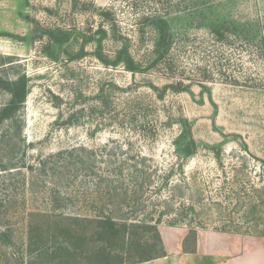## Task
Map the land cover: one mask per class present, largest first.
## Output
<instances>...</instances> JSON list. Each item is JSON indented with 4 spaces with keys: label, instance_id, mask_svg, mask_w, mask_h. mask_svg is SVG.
<instances>
[{
    "label": "rangeland",
    "instance_id": "374dc122",
    "mask_svg": "<svg viewBox=\"0 0 264 264\" xmlns=\"http://www.w3.org/2000/svg\"><path fill=\"white\" fill-rule=\"evenodd\" d=\"M218 1L225 4L221 10L226 19L221 22L228 23L213 29L200 17H180L193 5L190 0H0V76L25 74L29 80L17 155L35 165L33 171L10 173L0 167V264H44L34 259L31 222L49 227V243L61 242L76 252L64 262L49 264L139 260L138 254L129 260L120 246L113 250L117 258H109L108 252L94 256L100 245L94 225L84 226L89 236L84 243L73 244L80 241L77 235L71 241L60 233V227L75 224L79 215L95 218L109 209L101 206L106 196L96 193L94 178L87 186L72 182L61 163L51 169V155L80 144L100 150L108 140H119L124 147L130 141L152 159L150 172L157 180L180 162L174 139L184 120L191 123L199 151L172 179L187 187L164 188L161 194L146 190L147 197H153L147 211L153 210L154 217L167 211L160 225L185 228L188 243L194 242V229L197 239L198 232L217 231L225 223L243 224L241 233L224 232L240 239L264 237V41L259 34L264 37V0ZM165 14L173 17L177 37L162 64L133 73L97 58L101 39L105 55L114 57L126 43L133 56L146 63L153 55L155 33L143 22L147 16ZM233 21L239 29L259 22L254 31L259 36L238 35ZM58 29L73 32L63 46L47 34ZM82 44L85 55L78 56ZM8 97L0 86V108ZM3 142L0 158L7 161L14 152L12 140ZM212 146L221 149V160ZM42 160L47 169L39 166ZM57 192L70 201L55 206ZM190 199L203 225L174 220L180 202ZM38 235L32 233V239L37 241Z\"/></svg>",
    "mask_w": 264,
    "mask_h": 264
},
{
    "label": "trees",
    "instance_id": "16d2710c",
    "mask_svg": "<svg viewBox=\"0 0 264 264\" xmlns=\"http://www.w3.org/2000/svg\"><path fill=\"white\" fill-rule=\"evenodd\" d=\"M189 4L193 5L183 11L184 15L179 13L175 14H179L180 17L184 18L200 17L203 21L211 23L213 29L224 27L228 23L227 21L221 22V20L226 19V15L221 10L225 4H221L218 0H190ZM168 16L169 14L145 17L143 24L149 26L155 33L154 47L152 50L153 55L146 63L138 61L126 43L120 47L114 57L111 58V56L105 55L103 53V41L101 39L97 40V43L99 41L95 51L97 58L105 65H123L126 70L133 73L145 72L153 67H157L168 58L172 45L177 37L172 26L171 19L173 17L169 19ZM233 22L231 23V27L235 29L238 35L244 33L246 37L250 36L251 33L255 37L259 36L257 33H254L255 29L259 30L257 27V25L260 26L259 22L251 21L249 23L250 26L241 25L240 29L238 27L239 25ZM58 31L49 30L47 34L53 43L57 42L63 46L70 41L73 32L69 30L62 31L60 29ZM98 32L100 33V30ZM259 34L261 41H264V37H262L261 33ZM82 38L84 39V35H82ZM84 50L85 46L82 44L81 53L78 56L85 55ZM28 82L29 80L25 74L14 79L0 76V86L9 94L7 102L0 108V143H4L3 141L5 139L12 140L13 148L11 152L14 151L7 161L0 158V167L2 171H6L7 173L13 172V169L21 170L28 168L31 171L35 169V165H27L25 159L17 155L19 147L21 146L20 140L23 130V121L20 113L29 92ZM3 128H5L4 131H2ZM11 131H15L16 133L13 135ZM126 144L124 147L119 140H108L100 150L83 144L75 145L69 149L52 154L51 159H54V163L51 169L55 170L57 163H61V167L69 173L68 178L72 182H80L85 186L92 183L91 179L94 178L96 181L95 186L99 187L96 193L103 197L106 196L101 206H106L109 209L107 215H98L95 218L79 215L74 218L75 224L60 227V233H65L67 235L66 238H70L71 241L77 235V239L80 241L74 240L71 242L73 244L78 242L84 243V241L89 240V236L87 235L88 228L84 226L88 224L94 225L93 232L98 235V241L100 242L95 252L92 253L94 256L100 258L105 252H108L107 256L109 258H117L119 255L114 254L113 250L116 246H120L125 251V254L128 255L129 260L133 258L134 254L141 256L139 260L130 263L136 264L166 255L158 227L162 224V216L167 211H161L158 217H154L153 210L147 211V207L153 197H147L148 193H146V190L153 188V190L161 194L164 188L169 187V190L170 188L175 190L177 187H187V183L180 184L173 181L172 178L178 169L181 171L184 170V161L198 153L199 144L194 136L190 121L184 120L181 123V132L174 139L176 157L180 162L173 163L164 174L158 176L157 180H155L150 172L152 165L150 161L152 159L142 151L135 150L132 142L126 141ZM211 148H213L216 158L221 160V149L219 150L216 146H212ZM46 164L47 161L42 160L39 162V166L45 169H47ZM102 186H106L107 190L102 191V188H104ZM171 196L174 197V192ZM68 199L66 194L63 195V193L57 192L54 197L55 206L62 207L66 205L70 201ZM187 202H180V208L175 214L174 220L179 218L180 220H195L199 225H203L204 222L196 218L198 214L193 201L191 200L189 202L188 200ZM116 209H118L116 212H120L121 216L115 215ZM234 224L225 223L222 227H218L215 230L241 233L243 224ZM173 226L177 225L174 224ZM28 228L30 246L34 251V259L38 260V262H43L44 264H49V262L56 260L64 262L66 258H73L76 254L75 251L61 244L60 241H58L60 243H49L46 233L49 227L46 224L31 222ZM34 232L39 234L36 238L37 241L32 239V233ZM246 233L248 234L250 232L246 231ZM4 234L7 236L6 233ZM193 236L194 242H196L195 229ZM34 241L35 244L33 247L32 244ZM89 257L86 256V259H89ZM30 262L32 263L34 261Z\"/></svg>",
    "mask_w": 264,
    "mask_h": 264
},
{
    "label": "crops",
    "instance_id": "0c3cea01",
    "mask_svg": "<svg viewBox=\"0 0 264 264\" xmlns=\"http://www.w3.org/2000/svg\"><path fill=\"white\" fill-rule=\"evenodd\" d=\"M158 228L166 255L136 264H264V237L240 239L236 234L200 231L196 242L188 243L185 228Z\"/></svg>",
    "mask_w": 264,
    "mask_h": 264
}]
</instances>
